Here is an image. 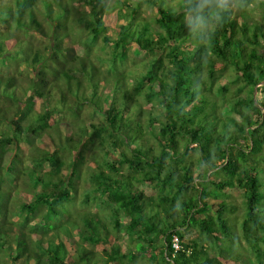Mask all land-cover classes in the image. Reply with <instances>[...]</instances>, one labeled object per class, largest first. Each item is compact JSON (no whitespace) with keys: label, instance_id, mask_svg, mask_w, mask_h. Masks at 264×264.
Returning a JSON list of instances; mask_svg holds the SVG:
<instances>
[{"label":"trees","instance_id":"16d2710c","mask_svg":"<svg viewBox=\"0 0 264 264\" xmlns=\"http://www.w3.org/2000/svg\"><path fill=\"white\" fill-rule=\"evenodd\" d=\"M228 64L248 93L217 109ZM263 143L264 0H0V264L260 258Z\"/></svg>","mask_w":264,"mask_h":264},{"label":"rangeland","instance_id":"374dc122","mask_svg":"<svg viewBox=\"0 0 264 264\" xmlns=\"http://www.w3.org/2000/svg\"><path fill=\"white\" fill-rule=\"evenodd\" d=\"M235 1H237V0H234V3H235ZM139 11H140V14L143 15V17L148 19V20L151 19L150 16L153 15L155 12L154 8L149 7L148 5H145L143 3H140ZM105 20L107 22L106 32H112L113 31L112 28L115 26V22H116L114 11H108L105 14ZM102 46H103V49H102L103 51L108 50L107 44H102ZM132 55H133V58L135 60H137L139 58H142L146 54L142 53L141 51L133 52V49H132ZM145 59H146V57L144 59H142L141 61H139L138 64H141L143 66ZM123 64H125V61L123 62ZM215 75H216V77L214 78V80L211 83L210 91H206V95L208 96L209 101H213L216 103L217 109L219 107H221V104H223L225 99H230V98L235 99L237 96H242L245 93H248V90L246 89V87L241 83L240 78L236 79L233 84L230 83L229 79H232V77H233V69L231 68V66H229V64L225 65V66L219 65L218 68H215ZM204 79H206V77H204ZM206 81H207V79H206ZM221 84H226V86H227V88L223 94H219L218 88H217ZM197 98H199V97L197 96ZM139 100L141 101L142 108H145V109L151 108V107L153 108L154 106H158L155 99H153V98H151L150 100L148 99V101L147 100H141V99H139ZM213 117H219V116L213 115ZM259 153L260 154L258 155V157H259V160L261 161V163L258 166V169H261V171L259 172V178L261 180V189L260 190H261V195H262V199H263L261 205L264 209V143H263L262 150ZM231 194H233V195L231 196ZM231 194L227 198V200L230 202L231 205L234 206V211H232L230 213L224 212L225 215L227 214V218L229 220H231L232 217H234V216L239 218L241 211L244 207L243 197L241 195L240 190L233 191V192H231ZM81 207L83 208V207H85V205L84 206L81 205ZM76 208H78V207L76 206ZM90 208H91V210L95 209V206H91ZM79 218H80L79 215L76 216V220H78ZM261 225L264 227V215H263V220H262ZM51 231H53V230L51 229ZM71 231H72V228H71ZM113 232L115 233V235L118 238L117 242L119 243V247H120L121 251L125 250L126 248H128L130 246V241L128 240V235H127V232L124 228H122V227L120 229L118 228V229L114 230ZM263 232H264V230H263ZM74 234L75 233H73V236H74ZM194 234H196V230L193 227H191L187 230L185 235L187 238H189ZM236 243H240V245H235V246H238V249L247 257L246 258L245 256H243L241 259L237 260V263H240V264H261L259 262L260 260L264 262V245H262V248L259 249V252H260L259 256H261L259 258L256 256L252 257L251 252L248 249L247 245L245 244L243 238H239V240L236 239L235 244ZM101 246L102 245H100V247ZM100 247H99V244H95L93 246V249L97 250V252L100 254L101 253L99 250ZM68 250L71 251V249L69 247H68ZM257 258H259V259H257ZM133 261H134V264H149L148 259L144 256L142 257V256L137 255L133 258ZM97 264H103V263L100 260ZM109 264H113V263L111 262ZM262 264H264V263H262Z\"/></svg>","mask_w":264,"mask_h":264},{"label":"built area","instance_id":"2783aa9c","mask_svg":"<svg viewBox=\"0 0 264 264\" xmlns=\"http://www.w3.org/2000/svg\"><path fill=\"white\" fill-rule=\"evenodd\" d=\"M171 246L174 248V249H177L180 247V244L178 242V239L177 237L173 234L172 237H171Z\"/></svg>","mask_w":264,"mask_h":264}]
</instances>
